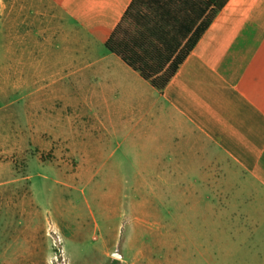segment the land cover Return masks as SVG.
Wrapping results in <instances>:
<instances>
[{
	"label": "rangeland",
	"instance_id": "obj_1",
	"mask_svg": "<svg viewBox=\"0 0 264 264\" xmlns=\"http://www.w3.org/2000/svg\"><path fill=\"white\" fill-rule=\"evenodd\" d=\"M41 12V0H0V264H229L233 225L217 229L209 176L203 190L179 176L163 190L137 175L149 140L121 133L126 118L67 112L49 81L19 79L43 66L17 37Z\"/></svg>",
	"mask_w": 264,
	"mask_h": 264
},
{
	"label": "crops",
	"instance_id": "obj_2",
	"mask_svg": "<svg viewBox=\"0 0 264 264\" xmlns=\"http://www.w3.org/2000/svg\"><path fill=\"white\" fill-rule=\"evenodd\" d=\"M131 1L41 0V24L25 17L17 37L43 66L19 79L49 81L67 112L126 118L121 133L149 140L137 175L163 190L177 176L203 190L209 176L217 229L233 225L228 263L264 264V0H228L162 91L105 48Z\"/></svg>",
	"mask_w": 264,
	"mask_h": 264
},
{
	"label": "trees",
	"instance_id": "obj_3",
	"mask_svg": "<svg viewBox=\"0 0 264 264\" xmlns=\"http://www.w3.org/2000/svg\"><path fill=\"white\" fill-rule=\"evenodd\" d=\"M227 2L132 0L105 48L162 91Z\"/></svg>",
	"mask_w": 264,
	"mask_h": 264
},
{
	"label": "water",
	"instance_id": "obj_4",
	"mask_svg": "<svg viewBox=\"0 0 264 264\" xmlns=\"http://www.w3.org/2000/svg\"><path fill=\"white\" fill-rule=\"evenodd\" d=\"M112 257H113V258H120V256L117 255V254H112Z\"/></svg>",
	"mask_w": 264,
	"mask_h": 264
}]
</instances>
